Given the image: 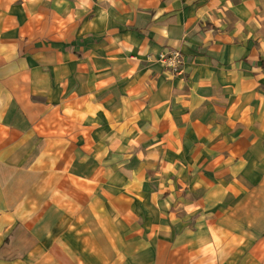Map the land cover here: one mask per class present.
<instances>
[{
  "label": "crops",
  "instance_id": "1",
  "mask_svg": "<svg viewBox=\"0 0 264 264\" xmlns=\"http://www.w3.org/2000/svg\"><path fill=\"white\" fill-rule=\"evenodd\" d=\"M0 264H264V0H0Z\"/></svg>",
  "mask_w": 264,
  "mask_h": 264
},
{
  "label": "built area",
  "instance_id": "2",
  "mask_svg": "<svg viewBox=\"0 0 264 264\" xmlns=\"http://www.w3.org/2000/svg\"><path fill=\"white\" fill-rule=\"evenodd\" d=\"M157 62L176 76L182 75L183 55L178 50H170L159 54Z\"/></svg>",
  "mask_w": 264,
  "mask_h": 264
}]
</instances>
